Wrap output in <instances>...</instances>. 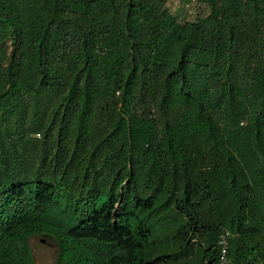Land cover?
Instances as JSON below:
<instances>
[{
    "label": "trees",
    "instance_id": "trees-1",
    "mask_svg": "<svg viewBox=\"0 0 264 264\" xmlns=\"http://www.w3.org/2000/svg\"><path fill=\"white\" fill-rule=\"evenodd\" d=\"M167 1L0 0V264H264V0Z\"/></svg>",
    "mask_w": 264,
    "mask_h": 264
},
{
    "label": "rangeland",
    "instance_id": "rangeland-1",
    "mask_svg": "<svg viewBox=\"0 0 264 264\" xmlns=\"http://www.w3.org/2000/svg\"><path fill=\"white\" fill-rule=\"evenodd\" d=\"M168 11L180 20H191L207 13L203 3L198 0H168ZM33 264H52L55 246L46 238L32 237L29 239Z\"/></svg>",
    "mask_w": 264,
    "mask_h": 264
},
{
    "label": "built area",
    "instance_id": "built-area-1",
    "mask_svg": "<svg viewBox=\"0 0 264 264\" xmlns=\"http://www.w3.org/2000/svg\"><path fill=\"white\" fill-rule=\"evenodd\" d=\"M230 233L227 230H222L216 241L218 255L215 264H231L228 256V237Z\"/></svg>",
    "mask_w": 264,
    "mask_h": 264
}]
</instances>
